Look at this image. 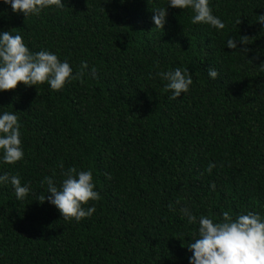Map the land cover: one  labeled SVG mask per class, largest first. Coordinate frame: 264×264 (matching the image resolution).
Wrapping results in <instances>:
<instances>
[{"label":"trees","instance_id":"obj_1","mask_svg":"<svg viewBox=\"0 0 264 264\" xmlns=\"http://www.w3.org/2000/svg\"><path fill=\"white\" fill-rule=\"evenodd\" d=\"M64 4L25 18L0 3V30L19 33L30 51L55 52L74 72L60 90L0 91V112L18 116L24 150L0 172L31 189L18 201L0 185V264H188L197 224L181 207L214 220L264 218V28L256 22L264 0H209L220 31L170 7L154 27L153 10L167 0ZM230 35L247 37L241 52L225 46ZM174 67L193 83L169 99L157 73ZM69 167L90 170L99 193L79 222L38 200L42 178L59 185Z\"/></svg>","mask_w":264,"mask_h":264},{"label":"clouds","instance_id":"obj_2","mask_svg":"<svg viewBox=\"0 0 264 264\" xmlns=\"http://www.w3.org/2000/svg\"><path fill=\"white\" fill-rule=\"evenodd\" d=\"M10 6L12 12L28 16H38L44 9L63 8L64 0H0ZM190 9V23L205 24L217 31L224 29V22L213 14L209 0H167L165 7L153 10L151 20L154 27L162 29L166 22V9ZM256 22L264 28V13L256 15ZM246 36L239 39L229 36L225 41L228 49L238 50L237 44L244 45ZM244 52L247 49L243 50ZM86 67V62H81ZM93 66L90 74L95 76ZM165 81L164 87L170 90L169 99H176L187 93L192 85V76L187 68L174 67L158 72ZM74 76L73 68L67 60L58 58L55 52L42 48L30 51L22 36L10 30H0V91L15 89L18 83L24 86H35L47 83L52 90L62 89ZM207 76L215 80L218 72L215 68L207 69ZM18 116L12 111L0 112V163L14 164L24 157L22 133ZM215 165L209 163L205 171L211 172ZM62 179L57 185L54 178L44 176L46 192L38 198L47 200L65 220L79 222L90 217L95 205L85 207L89 201L99 199L95 190L90 170H76L69 167L61 173ZM0 185H10L18 201L24 200L31 192L27 182L21 183L16 174L0 172ZM171 207V206H170ZM180 213L189 224L196 223V231L192 234L186 248L191 253L187 257L188 264H264V218L258 213L248 211L234 217L229 212L221 213L222 219L214 220L206 215H193L188 207H181Z\"/></svg>","mask_w":264,"mask_h":264}]
</instances>
